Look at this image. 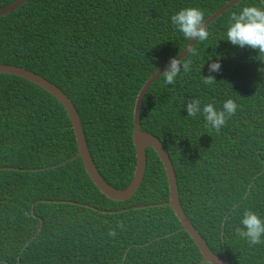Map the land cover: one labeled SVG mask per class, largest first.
<instances>
[{"label":"trees","instance_id":"16d2710c","mask_svg":"<svg viewBox=\"0 0 264 264\" xmlns=\"http://www.w3.org/2000/svg\"><path fill=\"white\" fill-rule=\"evenodd\" d=\"M13 1L0 0V7ZM226 1L26 0L0 15V63L32 70L59 86L80 115L98 172L113 187L125 188L135 163L137 92L188 42L171 15L196 6L207 18ZM247 5L264 7V2L241 0L218 16L208 26V39L192 47L195 55L184 56L192 61L191 71H181L174 85L165 84L162 75L154 80L143 99L141 128L162 141L180 203L208 247L235 264H264V244L249 246L236 234L244 209L264 217V55L226 40L230 14ZM217 58L221 70L209 73ZM209 74L216 82L205 85L203 76ZM230 97L239 107L219 132L205 126L202 114L187 116L185 104L193 98L219 109ZM75 140L56 97L31 81L0 73V264H196L201 259L169 205L132 207L169 198L163 164L151 147L139 188L123 201L98 190L79 156L42 170L16 169L68 158L76 153ZM125 207L131 208L101 211ZM41 220L40 232L22 249ZM118 222L123 229L109 237Z\"/></svg>","mask_w":264,"mask_h":264},{"label":"water","instance_id":"95a60500","mask_svg":"<svg viewBox=\"0 0 264 264\" xmlns=\"http://www.w3.org/2000/svg\"><path fill=\"white\" fill-rule=\"evenodd\" d=\"M241 0H228L226 1L222 6H220L217 10H215L211 15H209L207 18H205V23L207 26H209L218 16L223 14L226 10H228L233 5L237 4ZM264 2V0H262ZM26 0H15L12 3L10 2L7 5H4L0 7V15L6 14L8 12H12L15 9L19 8L22 4H24ZM195 44V40L188 41L187 44L181 51L177 54H175L172 57H176L178 59H182L187 54V49L192 48ZM169 60H166L163 64H161L156 70H154L143 82L141 87L139 88L137 95L135 97L134 101V107H133V132H132V138H133V146H134V156H135V163H134V169L132 173V178L129 182V184L125 188H115L111 184H109L98 172L97 167L90 155V152L88 150L87 144H86V137L83 130L82 122L80 119V115L70 99V97L55 83L49 81L45 77L41 76L40 74L28 70L26 68L17 66V65H11L7 63H0V73H6L8 75H15L21 78H24L28 81H31L32 83L42 87L49 93H51L54 97H56L64 106V108L67 111V114L70 117L71 125L75 133V142H76V153L68 158H65L57 163L42 166V167H35V168H16L18 170H42L49 167H54L59 164L65 163L66 161L79 156L81 158V161L83 163L84 169L87 172L88 176L92 180V182L95 184V186L98 188V190L104 194L107 198L111 200H126L132 197V195L137 191L139 188L144 172H145V165H146V147H151L159 157L160 161L163 164L165 174L167 177V185L169 190V198L168 200L162 201V202H152L148 204H140V205H134L133 208H142L147 206H161V205H169L172 210L174 211L175 215L181 222V226L179 229L186 230L195 244L197 245V249L199 250L201 254V259L196 264H201L204 262H208L211 264H235L231 261H229L225 255L220 256L216 253H214L208 246L206 240L202 237L200 232L196 229V227L192 224L191 219L188 217L186 212L184 211L180 200H179V194H178V186H177V180L176 175L174 171L173 164L171 162V159L163 147V143L160 140L158 136L153 134L151 131L144 130L141 128V110H142V104L143 99L145 97V94L149 88V86L154 82L155 79H157L164 70L166 69ZM46 201H68V202H76L72 200H56V199H47ZM87 206H91L89 204L84 203ZM34 206V204H33ZM33 206L31 210L33 211ZM131 207H125V208H119L116 210H101L105 213H115L124 211L127 209H130ZM42 227V220L40 222V226L36 233L32 235L23 245L26 246L29 241L37 235ZM174 232V231H172ZM170 232L164 234L168 235ZM147 243V242H146ZM21 249V250H22ZM20 250V252H21ZM126 251L123 254V259L125 257ZM18 261V258H17Z\"/></svg>","mask_w":264,"mask_h":264},{"label":"clouds","instance_id":"9594fccd","mask_svg":"<svg viewBox=\"0 0 264 264\" xmlns=\"http://www.w3.org/2000/svg\"><path fill=\"white\" fill-rule=\"evenodd\" d=\"M205 21L203 10L196 6L181 8L171 15V24L188 41L203 42L208 39L209 31ZM226 40L234 46L257 50L258 56L264 55V7L247 5L242 7L239 12L233 11L227 24ZM190 52L195 55L196 50L188 48L187 56ZM209 59L211 60V57ZM191 67L192 61L186 60L185 57L182 59L171 57L162 73L165 84L174 85L181 71L187 74L191 71ZM208 67L209 73L219 72L221 70L219 58L211 61ZM202 82L205 85H212L216 82V78L209 74L203 76ZM185 107L188 117H196L198 114H202L205 126H210L219 132L222 127L226 126L228 120L236 114L239 105L230 97L218 109L214 103H205L202 106L200 99L193 98L187 101ZM240 225L236 229V234L241 239L246 240L249 246L264 244V217L259 212L251 207L244 209ZM123 227V223L118 222L116 228H109L108 236L117 237V228L123 229Z\"/></svg>","mask_w":264,"mask_h":264}]
</instances>
